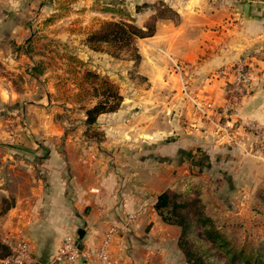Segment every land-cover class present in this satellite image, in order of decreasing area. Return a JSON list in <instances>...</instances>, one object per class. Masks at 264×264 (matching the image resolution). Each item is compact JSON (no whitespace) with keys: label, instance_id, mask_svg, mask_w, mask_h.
<instances>
[{"label":"crops","instance_id":"crops-1","mask_svg":"<svg viewBox=\"0 0 264 264\" xmlns=\"http://www.w3.org/2000/svg\"><path fill=\"white\" fill-rule=\"evenodd\" d=\"M162 1L174 18L137 41V60L112 65L123 102L91 129L85 110L57 101L47 75L31 72L39 58L20 50L32 15L45 19L55 0H0V246L24 238L33 264H48L66 240L82 257L61 264H190L182 228L156 210L162 193L205 188L261 209L264 147L251 128L264 131V0L247 10L242 0ZM76 4L99 15L91 0ZM64 21L52 38L72 45ZM79 50L105 73L102 55ZM242 58L251 62L249 94L229 118L205 119L183 82L191 97L224 106L226 80L214 74Z\"/></svg>","mask_w":264,"mask_h":264},{"label":"rangeland","instance_id":"rangeland-1","mask_svg":"<svg viewBox=\"0 0 264 264\" xmlns=\"http://www.w3.org/2000/svg\"><path fill=\"white\" fill-rule=\"evenodd\" d=\"M91 1H93V9L99 12V15L95 12L86 10L78 11L75 9L78 0H55V12L48 15L45 19L40 17V12L32 15L28 26L30 33L32 34L31 38L33 36H38V38L44 36L54 37L59 31L56 27L53 28L58 19L51 24H47L48 26L46 27H44L45 24L43 23L55 13L61 12L63 14L64 12V15L59 17V19H65L64 23L61 25L66 26L65 29L70 31L71 35L74 36V41L72 45H64V43H60L61 45L56 49L62 54H79V56H81L79 49H81V46L84 45V43L86 45L85 41L88 38L89 32L99 30L107 22H123L134 24L140 28H154L158 19L174 18V12L162 0H99V5L97 6L95 5L94 0ZM63 4H69L70 7L72 6L71 8L69 7V10H66V14L65 11H60V5L65 6ZM78 5L81 6L82 4L78 3ZM101 8H103L104 11H101ZM113 8H115L116 12L109 11L113 10ZM117 10H119L120 13H118ZM30 39L22 48L20 47V50L24 49V51L28 53V42ZM41 44L44 43H38L37 41L33 43L34 47H36L35 50L38 49V52H40L39 50L42 48ZM13 48L16 51H19L15 46ZM133 53L134 51L130 47L117 49V47L113 45H102L97 54L103 56L102 59H100L99 64L105 73L99 69V74L110 78L108 73H111L113 64H115L116 67L119 65L121 66L122 64L124 66L125 64H129L128 62L132 60H137ZM36 57L40 59V56ZM60 61L61 60H58L55 66H53V62L47 61L48 65H43L38 74L35 73L34 70L31 72L37 77L40 74L47 75L46 78L56 86L54 98H56L57 101L67 105L70 103L74 108H79L81 105L80 102L71 103V96L78 92V89L73 82L70 81L68 86H62V84H60L65 81L58 79L59 75L65 78L71 76L70 74H65L62 67L60 69ZM91 69L93 68L91 67ZM21 77L22 76L18 73L17 79H14L16 81L15 83L19 86L22 84L21 81H24ZM71 79H73V77ZM58 84H60L59 87ZM1 128L2 125L0 124V129ZM215 186L217 187L218 185L215 184ZM225 195L226 194L223 191L214 193V191L205 188L198 193L197 190H193L189 194L181 195V197L176 200L179 204L186 203L185 208L174 209V206L171 203L170 206L165 209L164 216L177 221L179 218L176 215L174 216L172 211L180 214L189 212L193 219L197 221V223H195L191 218L188 220L190 225L193 223L196 224L193 226L191 225V228L195 230V233L192 235L190 234V239H187L191 243L196 242L198 245L205 244L206 246H210V242L202 239L203 236L201 231L205 228L218 231L221 235L226 237L229 245L234 247L245 248L246 250L264 247V207H261V209L256 206L248 208L239 194H237L238 196H236L237 198L235 199L233 198L234 196H232L231 202L229 201V197L227 198ZM3 239L4 241L2 244L4 245H1L2 247L0 246V253L6 255V259L11 256L12 250L17 243L26 242L24 241V238L12 237V235H8ZM26 243L29 245L30 249V244L28 242ZM203 250L204 249H202V251ZM199 254H204V251L203 253L200 251Z\"/></svg>","mask_w":264,"mask_h":264},{"label":"trees","instance_id":"trees-1","mask_svg":"<svg viewBox=\"0 0 264 264\" xmlns=\"http://www.w3.org/2000/svg\"><path fill=\"white\" fill-rule=\"evenodd\" d=\"M95 5H99V0H94ZM60 5V11L69 10L71 7L67 4ZM70 7V8H69ZM98 9V8H97ZM100 10V9H99ZM107 10V9H105ZM101 11H104L101 8ZM116 12L115 8L109 10ZM120 13L119 10H117ZM64 15L61 12L55 13L51 18L46 19L43 24L44 27L59 19ZM156 26L154 28H140L134 24L123 22H107L99 30L90 31L88 38L84 45L92 52L98 53L102 45H113L117 49H124L130 47L133 49L135 57L138 59L137 41L139 39L151 37L155 34ZM43 42L41 49L35 50L34 42ZM28 53L34 56H40L37 66L33 69L38 74L43 65H48L47 61L53 62L56 65L60 61V69L62 67L65 74H70L69 78L61 75L58 79L62 81V86H68L70 81L78 89V92L71 96V103L80 102V109L85 110L86 125L93 129L97 118L101 114L117 112L123 102V97L120 93L119 86L114 83L110 78L101 76L99 72L91 69L88 60L83 59L79 54H62L56 49L61 44L55 41L52 37H39L33 36L28 42ZM65 45V44H64ZM112 55V54H111ZM45 59H44V58ZM63 62V63H62ZM40 74V73H39ZM73 77V79H71ZM71 79V80H70ZM58 84V87L60 86ZM72 84V83H71ZM78 100V101H77ZM193 188H188L184 191H177L169 189L158 197L156 203V210L162 215L163 219L169 223H173L182 228V235L179 241V246L183 251L187 261L190 264H264V247L257 249L246 250L245 248L234 247L229 245L225 236L221 235L216 230L205 229L202 232V239L210 242V246L205 244L198 245L196 242H189L190 234H194L195 230L191 225H196L192 215L187 212L185 214L176 213L172 211L173 215L177 216L179 220H174L170 217L164 216V211L172 203L174 209L185 208L186 203L179 204L176 202L183 194H189ZM264 207V201L262 203ZM176 217V218H177ZM189 218L193 219L195 223L189 224ZM200 246V247H199ZM196 248V249H195ZM204 254H199L200 251ZM206 249V251H205Z\"/></svg>","mask_w":264,"mask_h":264},{"label":"built area","instance_id":"built-area-1","mask_svg":"<svg viewBox=\"0 0 264 264\" xmlns=\"http://www.w3.org/2000/svg\"><path fill=\"white\" fill-rule=\"evenodd\" d=\"M243 2H252L255 0H242ZM249 59L242 58L238 63L231 67H226L215 72V77H220L226 80L225 89L229 96L228 101L224 106L217 107L208 101L200 102L196 98H193L188 94L187 85L183 82L182 92L186 94V97L192 102L194 107L201 113V115L207 119H212V114L229 118L235 111V102H240L246 97L252 87V79L249 71ZM179 74L182 73V68L178 64L175 66ZM252 131L256 134H260V141L262 147H264V131H260L259 128L252 127ZM82 257V253L79 250L77 244L66 240L59 251L53 256L52 260L48 264H61L63 262H76ZM7 263L10 264H33V256L29 249V245L26 242H19L12 250L11 256L7 258Z\"/></svg>","mask_w":264,"mask_h":264},{"label":"water","instance_id":"water-1","mask_svg":"<svg viewBox=\"0 0 264 264\" xmlns=\"http://www.w3.org/2000/svg\"><path fill=\"white\" fill-rule=\"evenodd\" d=\"M249 6H250V3L247 2V3H246V6H245V10H247V9L249 8Z\"/></svg>","mask_w":264,"mask_h":264}]
</instances>
